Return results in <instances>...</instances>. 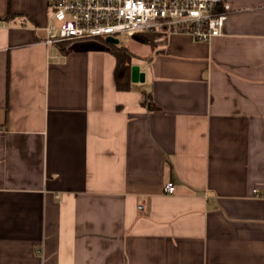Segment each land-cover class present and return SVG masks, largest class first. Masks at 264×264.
Here are the masks:
<instances>
[{
    "label": "crops",
    "instance_id": "0c3cea01",
    "mask_svg": "<svg viewBox=\"0 0 264 264\" xmlns=\"http://www.w3.org/2000/svg\"><path fill=\"white\" fill-rule=\"evenodd\" d=\"M224 1L119 91L105 39L47 45V0H0V264H264V0Z\"/></svg>",
    "mask_w": 264,
    "mask_h": 264
},
{
    "label": "built area",
    "instance_id": "2783aa9c",
    "mask_svg": "<svg viewBox=\"0 0 264 264\" xmlns=\"http://www.w3.org/2000/svg\"><path fill=\"white\" fill-rule=\"evenodd\" d=\"M45 43L74 39L154 34L156 42L173 34L209 42L223 34L231 7L224 0H47ZM4 131L0 127V135ZM173 182L166 185L174 193ZM142 208V207H140Z\"/></svg>",
    "mask_w": 264,
    "mask_h": 264
},
{
    "label": "trees",
    "instance_id": "16d2710c",
    "mask_svg": "<svg viewBox=\"0 0 264 264\" xmlns=\"http://www.w3.org/2000/svg\"><path fill=\"white\" fill-rule=\"evenodd\" d=\"M149 36L150 38H148ZM149 36L146 34H140L135 35L133 38H135L138 42L153 46L154 36ZM108 46L110 48V51L117 59V67L115 73L117 89L119 91H128L132 86V67L134 56L127 47H124L120 44L116 45L108 43ZM150 99V95H146L143 100V104L147 105L151 110H153L155 107Z\"/></svg>",
    "mask_w": 264,
    "mask_h": 264
},
{
    "label": "rangeland",
    "instance_id": "374dc122",
    "mask_svg": "<svg viewBox=\"0 0 264 264\" xmlns=\"http://www.w3.org/2000/svg\"><path fill=\"white\" fill-rule=\"evenodd\" d=\"M154 36L153 42L155 44V40L157 36L154 34H146ZM150 38V36L148 37ZM118 39L120 40V45L127 47L133 54L136 56L144 55L146 51H148V45L138 42L135 38L129 36H119ZM106 40V39H105Z\"/></svg>",
    "mask_w": 264,
    "mask_h": 264
},
{
    "label": "water",
    "instance_id": "95a60500",
    "mask_svg": "<svg viewBox=\"0 0 264 264\" xmlns=\"http://www.w3.org/2000/svg\"><path fill=\"white\" fill-rule=\"evenodd\" d=\"M106 41L110 44H120L118 38L108 37ZM146 81L145 72L141 71L140 65H133L132 67V82L133 83H144Z\"/></svg>",
    "mask_w": 264,
    "mask_h": 264
}]
</instances>
